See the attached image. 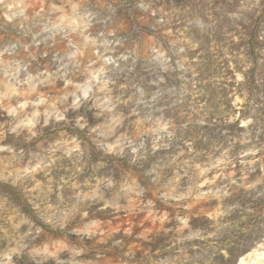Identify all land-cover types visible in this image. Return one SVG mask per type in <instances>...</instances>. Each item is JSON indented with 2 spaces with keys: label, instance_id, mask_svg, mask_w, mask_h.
I'll return each mask as SVG.
<instances>
[{
  "label": "rangeland",
  "instance_id": "rangeland-1",
  "mask_svg": "<svg viewBox=\"0 0 264 264\" xmlns=\"http://www.w3.org/2000/svg\"><path fill=\"white\" fill-rule=\"evenodd\" d=\"M262 241L264 0H0V264Z\"/></svg>",
  "mask_w": 264,
  "mask_h": 264
},
{
  "label": "bare ground",
  "instance_id": "bare-ground-1",
  "mask_svg": "<svg viewBox=\"0 0 264 264\" xmlns=\"http://www.w3.org/2000/svg\"><path fill=\"white\" fill-rule=\"evenodd\" d=\"M238 264H264V241L255 244L241 255Z\"/></svg>",
  "mask_w": 264,
  "mask_h": 264
}]
</instances>
